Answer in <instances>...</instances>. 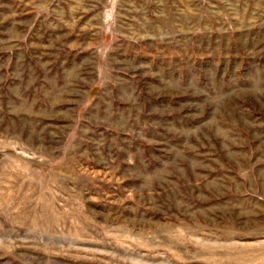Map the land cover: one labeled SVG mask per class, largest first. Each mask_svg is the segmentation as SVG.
<instances>
[{
    "label": "rangeland",
    "instance_id": "374dc122",
    "mask_svg": "<svg viewBox=\"0 0 264 264\" xmlns=\"http://www.w3.org/2000/svg\"><path fill=\"white\" fill-rule=\"evenodd\" d=\"M0 264H264V0H0Z\"/></svg>",
    "mask_w": 264,
    "mask_h": 264
}]
</instances>
